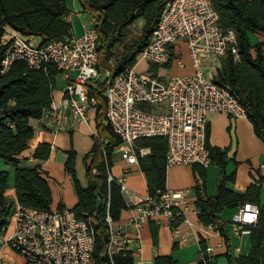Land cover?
Wrapping results in <instances>:
<instances>
[{"label":"built area","instance_id":"obj_1","mask_svg":"<svg viewBox=\"0 0 264 264\" xmlns=\"http://www.w3.org/2000/svg\"><path fill=\"white\" fill-rule=\"evenodd\" d=\"M218 20L211 0H171L162 9L134 65L119 70L116 60L111 58L109 69L103 73L97 68L100 41L95 20L89 14V26L80 35L45 45L34 44L28 37L5 27L1 73L14 62L22 61L35 70L53 65L68 80L59 106L49 107L43 114L51 120L54 133L70 129L74 122L89 123V114L97 109L96 98L90 91L100 83L104 88L105 122L120 138L115 152L127 165L136 164L137 157L146 154V149L136 148L137 140L161 137L166 142V168L189 165L206 169L211 166L206 147L207 113L246 118L245 108L230 90L216 83L223 59L231 56L234 63L239 61L235 32L222 30ZM175 47L180 48L181 54L185 48L190 74L163 77L139 70L143 62L184 69L181 58H172ZM70 73H74L73 78ZM92 137L93 141L105 143L97 131L92 132ZM127 173L125 169L124 174ZM92 174L97 175L96 170ZM258 174L260 200L264 202V163L259 165ZM107 181L116 182L127 197V206L138 212V222L133 220L136 228L160 216L169 223L175 218L187 221L188 202L183 191L165 189L158 198L148 195L140 198L128 191L121 179L113 177L109 169ZM191 212L196 216L200 213L195 208ZM259 214V204L246 202L227 221L232 232L241 236L257 225ZM103 220L108 229L107 256L111 259L115 253L128 250L131 241L108 213ZM9 225L11 232L0 234V256L4 248H9L25 264H93L95 234L89 218H77L68 209L41 212L15 203ZM207 228L216 231L213 225ZM211 251L210 247L205 248L204 264L211 261ZM140 253V246L132 251L133 256Z\"/></svg>","mask_w":264,"mask_h":264},{"label":"trees","instance_id":"obj_2","mask_svg":"<svg viewBox=\"0 0 264 264\" xmlns=\"http://www.w3.org/2000/svg\"><path fill=\"white\" fill-rule=\"evenodd\" d=\"M171 0H79L82 12L95 20L94 28L99 37L97 68L100 72L109 69L108 61L114 58L119 70L132 67L136 56L146 47L160 13ZM67 0H0V165L14 170L16 203L41 212H51L52 194L47 174L39 167L20 168L19 156L29 149L35 138L32 121L40 120L52 101L55 77L60 71L53 65L35 70L24 62H14L5 73H1V62L5 46L2 43L4 28L9 27L25 37H38L40 44L61 40L71 36V25L66 21L70 11ZM217 12L222 30H233L236 35L239 61L231 56L223 59L216 83L226 87L246 110L254 135L264 143V58L262 44L251 46L248 34H264V0H211ZM142 21L139 36L117 55L113 49L128 36V28ZM179 47L174 48L173 59L181 58ZM116 74V73H114ZM103 85L97 83L91 92L96 98V131L105 142L94 140L92 149L84 157L87 187L82 188L75 174V153L69 152L64 165L70 176L76 204L71 209L77 218H89L94 229L95 240L92 253L93 264H134L130 249L107 256L108 229L103 220L106 213L114 222L120 213L129 208L116 182L107 181V169H111L120 138L105 122V97ZM206 137V147L211 157V166L219 169L215 193H205V169L192 166L198 179L193 189L194 208L199 210L198 219L204 226L213 225L223 239L228 264H264V202L260 200L259 181L250 185L243 194L227 188L235 176H226L227 150L212 147ZM136 148L148 149L149 154L137 157L140 170L147 180V195L158 198L165 191L166 142L161 137L141 138ZM48 144H38L32 157L45 160L50 153ZM96 170L97 175L92 171ZM9 175L0 167V234L9 225L13 203L4 193L8 189ZM260 205L257 225L249 228L250 249L247 256L233 257L231 254L228 221L222 215L234 214L244 203ZM59 205L56 210H62ZM232 216V215H231ZM181 223L175 218L174 229ZM153 236L156 237L153 230ZM202 247H204L202 243ZM153 264H179L171 256H156ZM202 264V263H200ZM211 264V262H207Z\"/></svg>","mask_w":264,"mask_h":264},{"label":"crops","instance_id":"obj_3","mask_svg":"<svg viewBox=\"0 0 264 264\" xmlns=\"http://www.w3.org/2000/svg\"><path fill=\"white\" fill-rule=\"evenodd\" d=\"M66 4L70 13L65 19L71 25V35L78 36L89 26L87 24L88 14L82 12L79 0H67ZM28 39L34 44H40L38 37H28ZM248 39L251 46L262 44L264 58V34L249 33ZM141 65L143 66L142 69H140ZM139 70H149L163 77H171L190 74L191 66L189 59L184 69L174 66L161 68L143 62L139 65ZM69 77L73 78L74 73H70ZM67 84L68 80L62 74L55 77L50 108L59 106ZM206 117L209 130L208 142L212 147L227 150L224 172L228 177L232 174L235 176L234 182L228 183L227 188L235 193L243 194L250 185L259 179L258 167L264 163V143L254 135L252 125L247 118L231 119L224 114L212 112L207 113ZM31 126L35 130V138L30 148L19 156L20 163L18 166L20 168L39 166L47 174V181L52 194L51 207L55 208H51L52 211L56 210L59 205L63 209L71 210L76 204V196L72 181L65 171L64 165L68 159V153L74 152L76 178L80 186L86 188L84 157L94 144L92 132L96 131V113L89 114L88 124L74 122L70 129L56 133L52 131L51 120L43 116L40 120L32 121ZM38 144H48L50 146L51 150L47 159L38 160L32 157ZM148 154L149 150L146 149L144 156ZM0 167L9 175V186L4 196L9 202L15 204L14 170L11 166L3 164ZM125 169L128 170L127 174H124ZM110 172L113 177L122 180L128 191L140 198L147 195V180L138 163L127 165L115 152ZM205 172V193L212 196L215 193L220 172L214 166L206 168ZM197 179L198 177L192 166L182 165L166 168L165 188L170 191H183L188 202V211L185 216L187 221L181 222L174 229L171 228L169 221L163 216L158 217L156 220L144 222L139 228H136L133 220L138 222V212L135 209L127 208L120 213L116 225L130 239L131 242L128 248L133 251L137 246L141 247V253L133 256L136 263L153 264L156 256H171L179 264H204L202 257H206L205 248L208 246L212 249L210 253L211 264H228L223 239L216 231L200 223L198 216L191 212L195 204L193 189ZM123 196L127 203V197L124 194ZM231 215L224 213L222 219L227 221ZM11 229V225H8L4 234L8 235ZM227 229L232 256L234 258L247 256L250 249L249 233L237 236L232 232L229 223ZM153 230L155 231V238ZM174 230L176 233H174ZM202 243L204 247H202ZM242 246H246L248 250L244 255H241ZM0 264H25V262L9 248H4L0 256Z\"/></svg>","mask_w":264,"mask_h":264},{"label":"rangeland","instance_id":"obj_4","mask_svg":"<svg viewBox=\"0 0 264 264\" xmlns=\"http://www.w3.org/2000/svg\"><path fill=\"white\" fill-rule=\"evenodd\" d=\"M141 21H136L131 27L128 28V36L126 39H124V41L119 44L118 46H115L113 51L114 53L117 55L118 53H120V51L125 47L130 45L140 34L141 31V27H142V23H140ZM181 59L184 61V63L186 64L188 62V56H187V52L185 50V48H183L182 50V56ZM142 65L140 66V69H142ZM72 207V206H71ZM52 208V207H51ZM52 209H55L54 207ZM55 211V210H54ZM247 248L246 246H242V254L244 255L247 253Z\"/></svg>","mask_w":264,"mask_h":264}]
</instances>
